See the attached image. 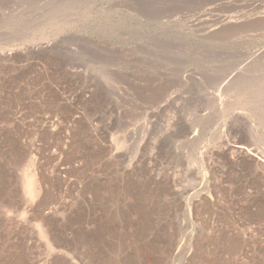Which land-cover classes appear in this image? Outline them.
Masks as SVG:
<instances>
[{"label": "rangeland", "instance_id": "obj_1", "mask_svg": "<svg viewBox=\"0 0 264 264\" xmlns=\"http://www.w3.org/2000/svg\"><path fill=\"white\" fill-rule=\"evenodd\" d=\"M0 264H264V0H0Z\"/></svg>", "mask_w": 264, "mask_h": 264}, {"label": "bare ground", "instance_id": "obj_2", "mask_svg": "<svg viewBox=\"0 0 264 264\" xmlns=\"http://www.w3.org/2000/svg\"><path fill=\"white\" fill-rule=\"evenodd\" d=\"M227 34V33H226ZM240 148H243L241 145H240ZM245 148V147H244ZM250 152V151H249ZM29 172V171H28ZM28 174V173H27ZM30 174L31 175H33L31 172H30ZM34 177H35V175H34ZM34 177H30V176H28V180H27V183H26V185H28L27 187H28V190L26 191V192H30V194H32V197H34L37 193L35 192L37 189V187L36 188H33L35 185H36V183L34 184V180H35V178ZM34 178V179H33ZM26 180V179H25ZM37 181V180H36ZM32 185H34L32 188H31V186ZM26 187V186H25ZM35 189V190H34ZM38 192V191H37ZM35 193V195L33 196V194ZM29 194V193H28ZM31 196V195H30ZM36 197V196H35ZM47 233V232H46ZM47 237V236H46Z\"/></svg>", "mask_w": 264, "mask_h": 264}]
</instances>
